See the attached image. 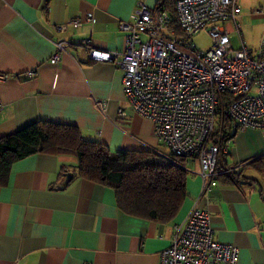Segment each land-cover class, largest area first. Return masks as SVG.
<instances>
[{
  "label": "crops",
  "instance_id": "0c3cea01",
  "mask_svg": "<svg viewBox=\"0 0 264 264\" xmlns=\"http://www.w3.org/2000/svg\"><path fill=\"white\" fill-rule=\"evenodd\" d=\"M139 1L170 8L176 0H0V72L8 75L0 78V138L49 120L73 124L111 151L148 149L169 157L152 119L127 96L123 68L92 59L82 42L90 37L95 47L122 50L119 23ZM238 2L236 21L224 25L235 48L244 43L254 52L264 37V0ZM71 17L83 23L56 28ZM29 69L36 73L29 76ZM232 132L222 161L229 171L210 190L202 189L198 159H182L187 194L166 220L121 208L112 186L78 175L72 153L15 161L0 185V264H159L195 206L209 210L215 239L239 247L237 264H264L263 130Z\"/></svg>",
  "mask_w": 264,
  "mask_h": 264
},
{
  "label": "built area",
  "instance_id": "2783aa9c",
  "mask_svg": "<svg viewBox=\"0 0 264 264\" xmlns=\"http://www.w3.org/2000/svg\"><path fill=\"white\" fill-rule=\"evenodd\" d=\"M174 8L175 15L161 4L150 8L139 1L131 18L119 23L122 50L95 47L90 37L82 42L92 59L123 68L124 89L135 111L152 119L170 156L198 159L206 192L229 171L218 169L217 162L219 153L227 152L234 128H261L264 137V37L254 52L244 43L237 48L231 44L224 23L236 21L238 0H176ZM82 23L71 17L56 28ZM205 28L212 43L202 49L191 37ZM57 45L64 47L62 41ZM58 58L56 52L51 61ZM35 73L27 70L29 76ZM7 76L0 72L1 79ZM239 253L237 245L213 237L209 210L195 206L176 226L159 264H237Z\"/></svg>",
  "mask_w": 264,
  "mask_h": 264
},
{
  "label": "trees",
  "instance_id": "16d2710c",
  "mask_svg": "<svg viewBox=\"0 0 264 264\" xmlns=\"http://www.w3.org/2000/svg\"><path fill=\"white\" fill-rule=\"evenodd\" d=\"M165 8L175 15L174 5ZM35 153L76 155L78 175L112 186L119 206L134 214L171 219L187 194L188 172L182 163L186 157L148 149L111 151L99 140L84 137L73 124L49 120H37L0 138V185L7 182L15 161ZM226 154L219 153L220 170L227 169L222 164Z\"/></svg>",
  "mask_w": 264,
  "mask_h": 264
},
{
  "label": "rangeland",
  "instance_id": "374dc122",
  "mask_svg": "<svg viewBox=\"0 0 264 264\" xmlns=\"http://www.w3.org/2000/svg\"><path fill=\"white\" fill-rule=\"evenodd\" d=\"M192 41L196 44L198 48L207 49L211 46L212 43V37L209 35V32L207 31V28L202 29L198 33H195L191 37ZM218 125V123H217ZM162 144L163 151L170 154V149L168 146H166L163 142H159Z\"/></svg>",
  "mask_w": 264,
  "mask_h": 264
}]
</instances>
